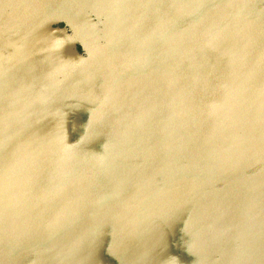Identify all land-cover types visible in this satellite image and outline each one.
<instances>
[{"label": "water", "instance_id": "1", "mask_svg": "<svg viewBox=\"0 0 264 264\" xmlns=\"http://www.w3.org/2000/svg\"><path fill=\"white\" fill-rule=\"evenodd\" d=\"M0 264H264V0H0Z\"/></svg>", "mask_w": 264, "mask_h": 264}, {"label": "crops", "instance_id": "2", "mask_svg": "<svg viewBox=\"0 0 264 264\" xmlns=\"http://www.w3.org/2000/svg\"><path fill=\"white\" fill-rule=\"evenodd\" d=\"M58 26L60 27V26H62V24H58Z\"/></svg>", "mask_w": 264, "mask_h": 264}]
</instances>
